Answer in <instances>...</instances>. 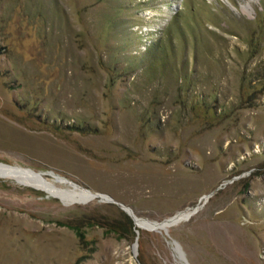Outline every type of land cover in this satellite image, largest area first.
<instances>
[{
    "label": "rangeland",
    "instance_id": "obj_1",
    "mask_svg": "<svg viewBox=\"0 0 264 264\" xmlns=\"http://www.w3.org/2000/svg\"><path fill=\"white\" fill-rule=\"evenodd\" d=\"M0 163L90 195L0 174V264H264V0H0Z\"/></svg>",
    "mask_w": 264,
    "mask_h": 264
},
{
    "label": "bare ground",
    "instance_id": "obj_2",
    "mask_svg": "<svg viewBox=\"0 0 264 264\" xmlns=\"http://www.w3.org/2000/svg\"><path fill=\"white\" fill-rule=\"evenodd\" d=\"M0 174L9 175L19 182L27 185H31L33 187L43 189L61 199L64 200H87L89 199L90 195L85 194L83 192H78L75 190H67L65 188L58 187L53 183L47 181L42 176L37 174L36 172L26 170L23 168L14 167L8 164L0 163ZM113 199V198H112ZM113 201V200H112ZM179 214V213H178ZM178 214L170 217L168 221L173 220ZM136 216V215H135ZM134 217V221H135ZM166 223H163V225ZM157 226V224H153ZM152 225V226H153ZM160 225V224H159Z\"/></svg>",
    "mask_w": 264,
    "mask_h": 264
},
{
    "label": "water",
    "instance_id": "obj_3",
    "mask_svg": "<svg viewBox=\"0 0 264 264\" xmlns=\"http://www.w3.org/2000/svg\"><path fill=\"white\" fill-rule=\"evenodd\" d=\"M112 200H113L114 202L118 203V204L121 206V208H122L123 210H125V211L131 216L132 220L134 221L135 214H134V212H133V210H132V208H131L130 206L124 204V203L121 202V201H117V200H115V199H112ZM142 218H143V217H142ZM169 218H170V217H166V218H163L162 220H159V221H156V220H151V221H153V222H163L164 220L169 219ZM144 219L149 220V219H147V218H144ZM163 230H164L166 233H168L167 227L163 226ZM172 241H173V243H174L177 247H179V244H178V242H177L176 240L173 239Z\"/></svg>",
    "mask_w": 264,
    "mask_h": 264
},
{
    "label": "trees",
    "instance_id": "obj_4",
    "mask_svg": "<svg viewBox=\"0 0 264 264\" xmlns=\"http://www.w3.org/2000/svg\"><path fill=\"white\" fill-rule=\"evenodd\" d=\"M128 223H129V224L131 223L129 219H128Z\"/></svg>",
    "mask_w": 264,
    "mask_h": 264
}]
</instances>
